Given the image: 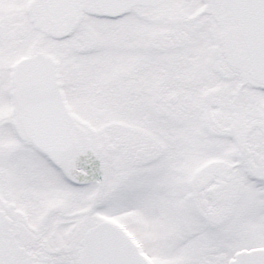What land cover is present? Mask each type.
<instances>
[{
    "label": "snow or ice",
    "instance_id": "6c2138e0",
    "mask_svg": "<svg viewBox=\"0 0 264 264\" xmlns=\"http://www.w3.org/2000/svg\"><path fill=\"white\" fill-rule=\"evenodd\" d=\"M0 264H264V0H0Z\"/></svg>",
    "mask_w": 264,
    "mask_h": 264
}]
</instances>
